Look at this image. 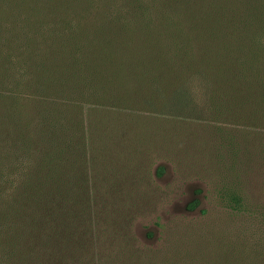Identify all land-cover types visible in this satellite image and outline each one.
I'll use <instances>...</instances> for the list:
<instances>
[{"label":"rangeland","instance_id":"obj_1","mask_svg":"<svg viewBox=\"0 0 264 264\" xmlns=\"http://www.w3.org/2000/svg\"><path fill=\"white\" fill-rule=\"evenodd\" d=\"M44 53L81 64L65 192L0 196V264H264V0H0L5 88Z\"/></svg>","mask_w":264,"mask_h":264},{"label":"trees","instance_id":"obj_2","mask_svg":"<svg viewBox=\"0 0 264 264\" xmlns=\"http://www.w3.org/2000/svg\"><path fill=\"white\" fill-rule=\"evenodd\" d=\"M189 28L193 30L192 25ZM202 47L210 48L207 44ZM203 52L200 55L202 64L215 68L214 60L210 62L205 56L209 49ZM44 54L45 57L35 61L37 64L32 65V70L25 72L30 73V78L24 81V86L31 91L29 96L5 88L4 78L0 81V103L12 106L8 115L3 114L0 124L1 129L5 128L3 125L9 126L7 134L0 130V146L5 143L0 150V196H64L63 162L67 146L64 112L67 107L78 108V100L85 95L80 92L81 69L78 66L81 64H74L70 58L65 65L59 64L51 59L52 54ZM73 56L77 55L71 58ZM91 78L95 76L92 74ZM23 105L26 115L18 110V106ZM28 108L33 109L29 111ZM33 116L38 120L36 126L32 123ZM6 160L11 161L9 174L5 173ZM20 161L24 166L19 174L16 167ZM61 209V206L50 207L49 211L60 212Z\"/></svg>","mask_w":264,"mask_h":264}]
</instances>
